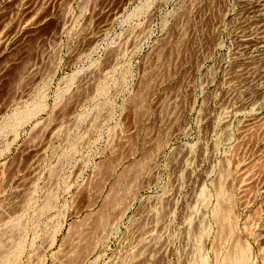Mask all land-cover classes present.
<instances>
[{
	"label": "rangeland",
	"instance_id": "obj_1",
	"mask_svg": "<svg viewBox=\"0 0 264 264\" xmlns=\"http://www.w3.org/2000/svg\"><path fill=\"white\" fill-rule=\"evenodd\" d=\"M0 264H264V0H0Z\"/></svg>",
	"mask_w": 264,
	"mask_h": 264
},
{
	"label": "bare ground",
	"instance_id": "obj_2",
	"mask_svg": "<svg viewBox=\"0 0 264 264\" xmlns=\"http://www.w3.org/2000/svg\"><path fill=\"white\" fill-rule=\"evenodd\" d=\"M247 38H249V37H245L244 39L246 40ZM250 39H252V38H249V40H250Z\"/></svg>",
	"mask_w": 264,
	"mask_h": 264
}]
</instances>
